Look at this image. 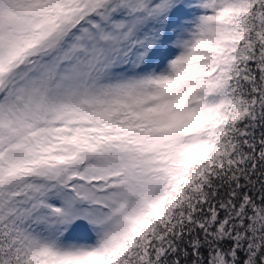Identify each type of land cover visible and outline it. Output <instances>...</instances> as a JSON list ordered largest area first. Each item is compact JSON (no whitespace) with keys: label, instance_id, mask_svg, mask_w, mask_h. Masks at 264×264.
Masks as SVG:
<instances>
[{"label":"snow or ice","instance_id":"1","mask_svg":"<svg viewBox=\"0 0 264 264\" xmlns=\"http://www.w3.org/2000/svg\"><path fill=\"white\" fill-rule=\"evenodd\" d=\"M0 264H264V0H0Z\"/></svg>","mask_w":264,"mask_h":264}]
</instances>
